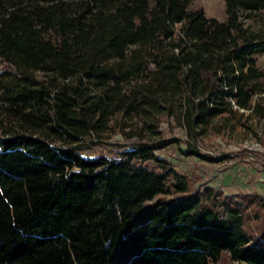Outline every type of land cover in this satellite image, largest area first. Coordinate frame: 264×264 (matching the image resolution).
Segmentation results:
<instances>
[{
  "label": "trees",
  "instance_id": "16d2710c",
  "mask_svg": "<svg viewBox=\"0 0 264 264\" xmlns=\"http://www.w3.org/2000/svg\"><path fill=\"white\" fill-rule=\"evenodd\" d=\"M223 1L0 0V264H264V196L156 154L264 122V0Z\"/></svg>",
  "mask_w": 264,
  "mask_h": 264
},
{
  "label": "rangeland",
  "instance_id": "374dc122",
  "mask_svg": "<svg viewBox=\"0 0 264 264\" xmlns=\"http://www.w3.org/2000/svg\"><path fill=\"white\" fill-rule=\"evenodd\" d=\"M190 8H202L206 15L218 20L226 16L223 0H192ZM256 60L257 66H264V54L257 55ZM251 124V129L242 126L222 129L207 133L196 141L200 152L225 158L219 162L185 156L180 151L185 148L183 144H171L156 154L170 161L180 173L186 174L195 186H211L225 194L258 193L264 196V122L252 121ZM160 131L164 138L188 139L185 131L171 118L161 122ZM121 143H124V139L117 134L106 141L88 145L81 155L86 158H111L115 152L125 149L118 146ZM214 264L238 263L232 262L226 252H221L218 262Z\"/></svg>",
  "mask_w": 264,
  "mask_h": 264
}]
</instances>
